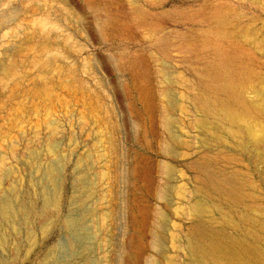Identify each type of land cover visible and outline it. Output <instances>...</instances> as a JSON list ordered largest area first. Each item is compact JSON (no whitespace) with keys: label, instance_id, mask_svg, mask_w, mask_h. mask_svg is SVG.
Masks as SVG:
<instances>
[{"label":"rangeland","instance_id":"rangeland-1","mask_svg":"<svg viewBox=\"0 0 264 264\" xmlns=\"http://www.w3.org/2000/svg\"><path fill=\"white\" fill-rule=\"evenodd\" d=\"M0 16V264H264V163L211 82H264V0Z\"/></svg>","mask_w":264,"mask_h":264},{"label":"bare ground","instance_id":"bare-ground-1","mask_svg":"<svg viewBox=\"0 0 264 264\" xmlns=\"http://www.w3.org/2000/svg\"><path fill=\"white\" fill-rule=\"evenodd\" d=\"M4 23L5 18L0 16V25ZM213 72L215 73L211 77V82L216 84L222 94L226 95L232 102L237 104L238 107L241 109L242 113L240 114L229 108H224L222 110V116L226 120L232 123H236L240 131L250 140L253 138L252 146L255 147L254 158L256 159V161L264 163V152L260 151V149L258 148L259 142L263 141L262 138H264V133L262 134L261 138H258L256 136L254 137V124L259 118L264 120V92H261L254 85L251 84V79H253V77L256 78L258 85L264 84L263 80L260 77H257L256 75L243 74L242 72H237L233 70L227 71L223 73V75L217 73L216 71ZM249 93H253L255 95L254 99H250L248 97ZM134 174L136 175V172ZM52 175L53 171L51 170L48 172V177L52 178ZM71 225L74 226L75 224ZM207 257L210 260L213 259L211 256Z\"/></svg>","mask_w":264,"mask_h":264}]
</instances>
